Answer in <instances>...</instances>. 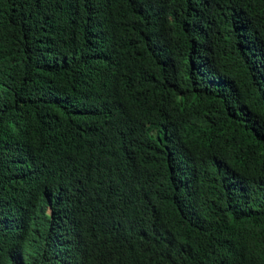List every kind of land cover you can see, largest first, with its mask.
Returning a JSON list of instances; mask_svg holds the SVG:
<instances>
[{
    "label": "trees",
    "instance_id": "1",
    "mask_svg": "<svg viewBox=\"0 0 264 264\" xmlns=\"http://www.w3.org/2000/svg\"><path fill=\"white\" fill-rule=\"evenodd\" d=\"M0 264H264V0H0Z\"/></svg>",
    "mask_w": 264,
    "mask_h": 264
}]
</instances>
